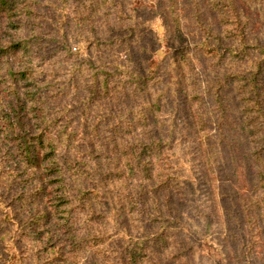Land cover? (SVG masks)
Here are the masks:
<instances>
[{"label":"trees","instance_id":"1","mask_svg":"<svg viewBox=\"0 0 264 264\" xmlns=\"http://www.w3.org/2000/svg\"><path fill=\"white\" fill-rule=\"evenodd\" d=\"M152 1L0 0V264H264V0Z\"/></svg>","mask_w":264,"mask_h":264},{"label":"rangeland","instance_id":"2","mask_svg":"<svg viewBox=\"0 0 264 264\" xmlns=\"http://www.w3.org/2000/svg\"><path fill=\"white\" fill-rule=\"evenodd\" d=\"M149 3H152V0H147ZM151 13H154V10H150ZM158 45L156 49V55L162 56L168 51L167 42L164 37L163 29L158 26ZM232 186L235 189H244L242 186V182H235L232 178L229 180ZM200 198H207L206 186L201 185ZM219 244L218 234H214L210 237L208 242L200 241V249L198 253L191 257L189 260V264H220L221 258L217 252L216 246Z\"/></svg>","mask_w":264,"mask_h":264}]
</instances>
